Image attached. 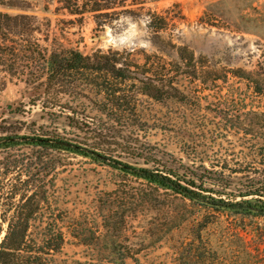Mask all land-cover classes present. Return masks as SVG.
Returning <instances> with one entry per match:
<instances>
[{
	"label": "rangeland",
	"instance_id": "374dc122",
	"mask_svg": "<svg viewBox=\"0 0 264 264\" xmlns=\"http://www.w3.org/2000/svg\"><path fill=\"white\" fill-rule=\"evenodd\" d=\"M0 13L31 17L36 30L0 36L14 50L0 61V139L23 137L0 149V210L36 178L37 150L23 143L46 130L209 193L264 192V0H0ZM34 44L44 53L117 50L152 75L163 99L138 97L137 129L98 120L90 93L61 99L80 121L51 115L23 83L37 76L25 68ZM48 154L59 162L50 205L66 228L59 264H264V218L185 199L90 157Z\"/></svg>",
	"mask_w": 264,
	"mask_h": 264
},
{
	"label": "trees",
	"instance_id": "16d2710c",
	"mask_svg": "<svg viewBox=\"0 0 264 264\" xmlns=\"http://www.w3.org/2000/svg\"><path fill=\"white\" fill-rule=\"evenodd\" d=\"M18 20L23 22L20 23ZM33 24L31 17H11L0 13V36L5 32L8 37H23L17 29L26 27L24 30L34 33L36 30L33 29ZM161 28L160 25L159 29ZM36 45L34 44L35 49L26 50L25 68L29 70V75L37 76L23 83L37 101H44L42 107L48 109L51 115H64L74 120L71 115L80 117V121L82 115L72 111L71 108L68 109L66 104H61V99L64 96H73L81 102L83 98L78 97V94L90 93L95 98L94 102L101 108L97 112L98 120L116 124L128 123L129 126L137 129L138 115L134 112V108L130 109V107L135 106L138 97L146 96L157 101L163 99L158 83L151 77L152 75L145 72V68L130 62L125 54L117 50L108 49L105 52L96 51L85 55L78 49L58 47L49 53H44ZM23 46H20V49H23ZM11 50L14 51L11 47H4L0 38V61L2 54L10 53ZM169 86L170 90L176 92L175 88H171V84ZM172 97V94H169L168 98ZM98 98L100 100H97ZM20 139L23 140V137L2 138L0 149L17 145L15 141L18 142ZM25 141L24 145L37 150L36 178L23 186L21 192L10 193L9 198L18 197V200L5 210H0V234L2 224H6L5 235L0 241V264H59L61 261L59 256L66 242V228L64 219L59 212L56 214L57 210L50 205V191L55 188L54 177L57 174L55 167L59 162L57 159L47 158L49 152L90 157L125 175L142 180L158 189L172 191L185 199L202 200L214 209H227L252 215L255 218H264V192L250 191L245 195H238L239 200L236 196L228 198L221 193H209L200 189V186L193 181L186 180L185 177H180L169 169L160 170L155 166L136 167L123 163L114 160L103 148H97V151L90 147L82 149L72 144L68 138L48 130L37 132L27 137ZM148 164L150 161L145 162V165ZM207 192L209 195L203 196ZM211 194L215 197L213 198Z\"/></svg>",
	"mask_w": 264,
	"mask_h": 264
},
{
	"label": "water",
	"instance_id": "95a60500",
	"mask_svg": "<svg viewBox=\"0 0 264 264\" xmlns=\"http://www.w3.org/2000/svg\"><path fill=\"white\" fill-rule=\"evenodd\" d=\"M5 235V234H4Z\"/></svg>",
	"mask_w": 264,
	"mask_h": 264
}]
</instances>
